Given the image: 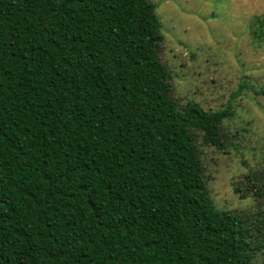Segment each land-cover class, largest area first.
Returning <instances> with one entry per match:
<instances>
[{"label":"trees","instance_id":"1","mask_svg":"<svg viewBox=\"0 0 264 264\" xmlns=\"http://www.w3.org/2000/svg\"><path fill=\"white\" fill-rule=\"evenodd\" d=\"M155 9L0 0V264H264V169L255 219L212 203L232 112L173 97Z\"/></svg>","mask_w":264,"mask_h":264},{"label":"rangeland","instance_id":"2","mask_svg":"<svg viewBox=\"0 0 264 264\" xmlns=\"http://www.w3.org/2000/svg\"><path fill=\"white\" fill-rule=\"evenodd\" d=\"M151 1L162 23L160 57L173 97L232 112L221 125V148L197 136L209 197L219 210L251 221L259 210L236 188L245 190L246 175L264 169V31L251 29L253 17L264 18V0Z\"/></svg>","mask_w":264,"mask_h":264}]
</instances>
